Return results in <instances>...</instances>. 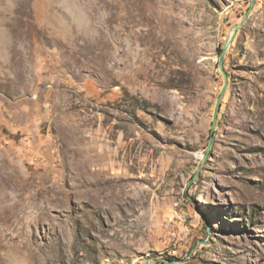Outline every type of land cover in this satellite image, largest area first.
Returning <instances> with one entry per match:
<instances>
[{"label":"rangeland","instance_id":"1","mask_svg":"<svg viewBox=\"0 0 264 264\" xmlns=\"http://www.w3.org/2000/svg\"><path fill=\"white\" fill-rule=\"evenodd\" d=\"M0 264H264V0H0Z\"/></svg>","mask_w":264,"mask_h":264},{"label":"water","instance_id":"2","mask_svg":"<svg viewBox=\"0 0 264 264\" xmlns=\"http://www.w3.org/2000/svg\"><path fill=\"white\" fill-rule=\"evenodd\" d=\"M238 27H239V24L235 26V28H234V32H233V33H235V31H236V29H237ZM231 40H232V36H231L230 38L227 39V44H229V43L231 42ZM227 46H228V45H225L224 48L222 49L221 54H220V60H219V69H220V71H221V73H222V75H223V77H224L225 83H226V81H227V78H226V75H225V73L223 72V69H222V60H223L224 52H225ZM221 93H222V92H221ZM220 98H221V96H219L218 99H217V103H216V107H215V113H216V110H217V108H218V106H219ZM214 117H215V115H214Z\"/></svg>","mask_w":264,"mask_h":264}]
</instances>
